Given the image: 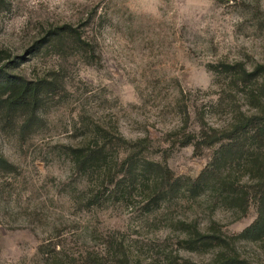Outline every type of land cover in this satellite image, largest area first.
Segmentation results:
<instances>
[{
    "label": "rangeland",
    "instance_id": "1",
    "mask_svg": "<svg viewBox=\"0 0 264 264\" xmlns=\"http://www.w3.org/2000/svg\"><path fill=\"white\" fill-rule=\"evenodd\" d=\"M0 50L20 62L8 74L51 83L27 130L20 114L0 111V154L12 166L0 169V264H74L91 254L110 262L123 247L131 264H205L214 254L181 249L178 221L235 236L258 218L256 203L238 219L210 190L153 212L142 190L109 189L87 205L96 188L66 150L104 128L147 139L150 159L196 180L218 146L197 154L179 146V130L187 117L186 133L200 134L199 117L231 130L256 112L242 85L211 65H264V0H0ZM238 251L264 264V242Z\"/></svg>",
    "mask_w": 264,
    "mask_h": 264
},
{
    "label": "trees",
    "instance_id": "2",
    "mask_svg": "<svg viewBox=\"0 0 264 264\" xmlns=\"http://www.w3.org/2000/svg\"><path fill=\"white\" fill-rule=\"evenodd\" d=\"M6 60L9 64L2 65ZM19 64L10 59L7 51L0 50V111L20 114L24 118L25 131L40 119L41 102L47 90H51V83L46 80L28 81L5 71L7 65ZM211 71L218 76H229L238 87L242 85V92L256 112L238 118L235 126L226 131L209 127L204 117H199L201 135L186 133L189 120L186 115L185 125L179 130L182 135L176 140L179 146H194L197 154L218 146L211 163L196 180L175 178L167 167L150 159L147 156V139L129 141L120 133L104 128L98 130L99 135L92 142L69 146L66 153L76 174L88 177L96 188L97 193L87 205L102 204L109 189L128 195L142 190L148 199L146 209L153 212L181 197L196 199L210 190L219 202L241 219L247 216L251 203H256L258 218L239 235L227 236L216 226L203 230L194 220L177 223L183 235L179 242L181 249L214 254L205 264H251L240 256L238 244L243 241L264 242V65L248 70L242 63H220L211 65ZM234 166L247 171L246 175L252 180L249 185L242 183L243 177L233 175ZM11 167L0 154V169L9 170ZM114 259L107 262L91 254L72 263L131 264L124 247ZM183 264L197 263L186 261Z\"/></svg>",
    "mask_w": 264,
    "mask_h": 264
}]
</instances>
